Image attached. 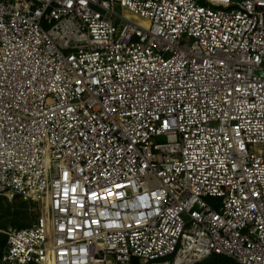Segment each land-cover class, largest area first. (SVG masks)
<instances>
[{
  "label": "built area",
  "instance_id": "obj_1",
  "mask_svg": "<svg viewBox=\"0 0 264 264\" xmlns=\"http://www.w3.org/2000/svg\"><path fill=\"white\" fill-rule=\"evenodd\" d=\"M8 193L0 264H264V0H0Z\"/></svg>",
  "mask_w": 264,
  "mask_h": 264
},
{
  "label": "rangeland",
  "instance_id": "obj_2",
  "mask_svg": "<svg viewBox=\"0 0 264 264\" xmlns=\"http://www.w3.org/2000/svg\"><path fill=\"white\" fill-rule=\"evenodd\" d=\"M25 202L27 204L21 207ZM44 209V204L25 201L20 197L15 198L10 193L0 196V255L2 252L1 242L5 238L6 232L10 229L30 226L36 222ZM27 215L30 219L28 221L25 219Z\"/></svg>",
  "mask_w": 264,
  "mask_h": 264
},
{
  "label": "trees",
  "instance_id": "obj_3",
  "mask_svg": "<svg viewBox=\"0 0 264 264\" xmlns=\"http://www.w3.org/2000/svg\"><path fill=\"white\" fill-rule=\"evenodd\" d=\"M14 197L18 198L20 196L15 195ZM26 204H27V202L22 203L21 207H23V205H26ZM28 218H29V216L27 215V217L25 219H27V221H28V220H30ZM19 228H21V227H19ZM5 242H6V235H5V238L1 242V247H3L5 245ZM197 264H239V263H237L236 261H234L233 259H231L227 256L215 254V255H212V256L206 258L205 260H203Z\"/></svg>",
  "mask_w": 264,
  "mask_h": 264
},
{
  "label": "crops",
  "instance_id": "obj_4",
  "mask_svg": "<svg viewBox=\"0 0 264 264\" xmlns=\"http://www.w3.org/2000/svg\"><path fill=\"white\" fill-rule=\"evenodd\" d=\"M2 249H3V247H2Z\"/></svg>",
  "mask_w": 264,
  "mask_h": 264
}]
</instances>
